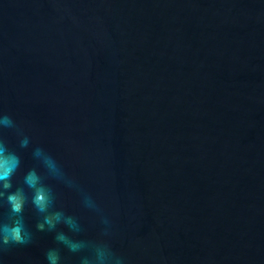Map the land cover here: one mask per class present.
I'll return each instance as SVG.
<instances>
[{
  "label": "water",
  "instance_id": "1",
  "mask_svg": "<svg viewBox=\"0 0 264 264\" xmlns=\"http://www.w3.org/2000/svg\"><path fill=\"white\" fill-rule=\"evenodd\" d=\"M0 113L31 139L2 133L22 158L14 183L43 174L42 147L102 210L45 181L75 239L126 264H264V0H0ZM24 217L33 243L0 264L92 255Z\"/></svg>",
  "mask_w": 264,
  "mask_h": 264
},
{
  "label": "clouds",
  "instance_id": "2",
  "mask_svg": "<svg viewBox=\"0 0 264 264\" xmlns=\"http://www.w3.org/2000/svg\"><path fill=\"white\" fill-rule=\"evenodd\" d=\"M5 129L13 131L19 149H28L31 144L30 137L12 116L0 113V208L8 209L7 218L0 220V253L7 252L12 246L33 243L34 233L27 227L24 217L25 209L30 206L38 216L36 231L55 233L56 243L71 253L91 249L92 255L81 257V264H126L124 257L114 252L108 242L74 238L83 230L79 219L56 208V195L45 181L52 178L64 183L80 192L84 207L97 213H102V210L90 195L80 189L73 178L66 175L45 149H32V157L38 162V166L44 169L43 174L38 167H31L23 172L18 183H14V178L21 172L22 158L19 152L9 148L2 135ZM101 223L106 226L101 235L110 236V221L101 215ZM60 226L67 228L68 232L60 230ZM45 259L47 264H61L60 248H49L45 252Z\"/></svg>",
  "mask_w": 264,
  "mask_h": 264
}]
</instances>
